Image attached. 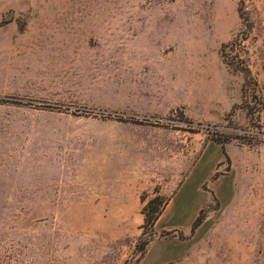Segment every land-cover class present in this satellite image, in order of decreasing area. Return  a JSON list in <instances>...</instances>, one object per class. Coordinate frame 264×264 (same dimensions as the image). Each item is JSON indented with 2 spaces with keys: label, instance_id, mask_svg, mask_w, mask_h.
Instances as JSON below:
<instances>
[{
  "label": "rangeland",
  "instance_id": "1",
  "mask_svg": "<svg viewBox=\"0 0 264 264\" xmlns=\"http://www.w3.org/2000/svg\"><path fill=\"white\" fill-rule=\"evenodd\" d=\"M0 264H264V0H0Z\"/></svg>",
  "mask_w": 264,
  "mask_h": 264
},
{
  "label": "trees",
  "instance_id": "2",
  "mask_svg": "<svg viewBox=\"0 0 264 264\" xmlns=\"http://www.w3.org/2000/svg\"><path fill=\"white\" fill-rule=\"evenodd\" d=\"M239 12H241V8H239ZM241 15V13H240ZM234 41H232L233 43ZM227 44L222 45L220 48V56L222 58L223 63L231 67L230 60L225 53V50L227 49ZM187 120V119H186ZM186 123H191L189 120H187ZM215 142L221 144L222 150L224 155L225 149L224 144L218 140H214ZM142 202H145L144 206L141 209V214L143 215V224L141 226V233L138 238L136 249L140 252V255H142L148 246V244L153 240L155 236L154 228L164 210L166 205L168 204V199L162 195H160L157 191H155V195L145 201L144 198H141Z\"/></svg>",
  "mask_w": 264,
  "mask_h": 264
}]
</instances>
